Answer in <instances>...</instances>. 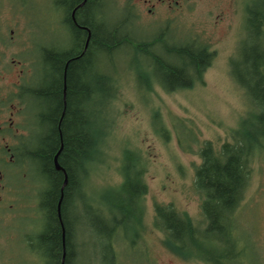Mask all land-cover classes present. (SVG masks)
I'll list each match as a JSON object with an SVG mask.
<instances>
[{
  "label": "trees",
  "instance_id": "16d2710c",
  "mask_svg": "<svg viewBox=\"0 0 264 264\" xmlns=\"http://www.w3.org/2000/svg\"><path fill=\"white\" fill-rule=\"evenodd\" d=\"M96 3L97 0H88L78 11L92 30L88 43L87 32L76 31L72 46L75 51L43 52L48 82L40 89L41 99L37 101L45 112L44 127L30 151L41 183L34 211L41 224L36 228L37 234H29L25 240L41 264H61L64 252V264H83L84 242L94 244L97 240L101 247L90 252L88 264H121L119 252L128 232L135 231L133 242L137 243L136 238L144 230L141 200L148 186L144 177L146 168L137 153L129 149L125 152V163L120 169L123 182L109 192L108 202L103 199L105 205L99 198L92 200L84 191V180L92 164L102 158L100 141L103 143L107 135L99 131L92 134V116H104L107 127L108 108L113 106L119 92L115 75L105 68L106 60H111L116 52L125 54L129 50L145 55L149 59L147 66L153 67L148 89L157 82L171 92L192 88L202 80L215 56L209 43L198 37L172 40L168 25L150 37L138 35L140 30L130 25V12L109 23L105 11L103 21L97 22ZM69 11L68 7L66 17ZM248 15L244 38L230 59V68L233 79L245 90L251 103L231 141L220 146L206 141L199 150L201 164H194L193 187L201 196L202 219L197 222L172 203H154L153 220L164 234V247L183 259L208 264L248 262V257L239 262L241 253L233 235L242 236L237 216L252 186L255 157L259 158L264 149V0H250ZM55 156L60 169L53 166ZM90 235L86 241L82 240Z\"/></svg>",
  "mask_w": 264,
  "mask_h": 264
},
{
  "label": "rangeland",
  "instance_id": "374dc122",
  "mask_svg": "<svg viewBox=\"0 0 264 264\" xmlns=\"http://www.w3.org/2000/svg\"><path fill=\"white\" fill-rule=\"evenodd\" d=\"M245 1L250 2L234 0L231 6V0H228V6L227 2L220 0H198L176 16H162L165 22L162 18L146 16L141 8L140 17L131 15L130 25L132 29L140 30L138 35L150 37L168 25V34L174 36L170 35L171 39L183 41L188 37H198L209 43L213 51L216 50L202 80L192 88L167 92L153 82L149 90L147 82L153 67L147 66V56L131 50L125 54L116 52L111 60L105 62L107 72L113 73L117 79L119 92L113 106L108 108L107 127L104 116H92V134L99 131L101 134L107 132V135L99 144L102 160L92 164L90 174L84 180V191L92 200L98 201L99 198L105 205L103 199L108 202L109 192L119 188L123 182L120 169L128 149L141 157L148 186V192L141 200L144 230L136 238L137 243L133 242L135 231L128 232L119 252L121 264H208L197 259L180 258L164 247V234L155 227L153 220L154 203H172L182 214L187 213L197 222L202 219L201 196L193 187L194 164H201L199 150L206 141L217 146L231 141L233 131L240 127L251 103L245 90L233 79L230 68V59L236 54L246 32L241 17ZM108 2L105 0L107 8L103 6V11H106L109 23L119 21L129 12L123 0H115L112 5ZM14 3H27V14L35 24L36 41L43 40L46 46H50L65 36L62 28L54 27V14L50 18L43 14L52 12L48 0H0V17L5 16L4 12L7 20L23 17ZM223 8L228 15L222 18L219 14ZM24 20L21 21L23 26L27 25V19ZM31 48L32 41L25 39L20 55L28 58ZM38 54L43 58L41 51ZM29 109L34 110V105ZM30 120L35 122L34 113H30ZM253 168L252 186L237 216V228L250 242V247L264 255V149L259 158L255 157ZM10 203L13 206L6 207L0 218V264H41L25 242L29 234H37L36 228L41 224L38 216L32 223L34 216L31 215L35 213L33 199L23 196ZM122 234L123 231L121 237ZM118 236L120 238L119 233ZM94 247L100 248L101 243L98 240L94 244L84 242L83 264H88ZM254 257L260 258L261 255Z\"/></svg>",
  "mask_w": 264,
  "mask_h": 264
},
{
  "label": "flooded vegetation",
  "instance_id": "af4514ba",
  "mask_svg": "<svg viewBox=\"0 0 264 264\" xmlns=\"http://www.w3.org/2000/svg\"><path fill=\"white\" fill-rule=\"evenodd\" d=\"M106 1H110L111 5L116 3L115 0ZM123 1V5L126 6L131 15L140 17L139 8H141L146 16H154V18L159 19L164 15L168 17L176 16L182 10L191 7L196 1L198 2V0ZM220 1L227 2L229 6L228 0ZM233 1L231 0V6ZM104 2L105 0H97L96 8L98 10L95 12L97 22L98 20L99 22L103 21V14L105 13L103 6H105V9L107 8V4L105 5ZM48 3L52 12L43 14L49 15V18L51 14H54V20H52L54 27L62 28L65 32V36L62 39L52 42L50 46H46L47 44L43 40H35V24L27 14V3L24 5L14 3L17 6V10L27 19V25H21V21L25 22L23 17H18V20L17 17H14L13 20H7L6 12H4L5 16L0 17V218L6 212L5 209L13 206L10 201L13 199L17 200L19 197L28 196L33 199L32 205L35 210L38 206L36 197H38L41 183L35 168V160L30 157V151L39 140V135L44 127L42 118L45 112L37 100L41 99L39 95L40 89H43L48 82L45 78L47 73L45 58L44 56L41 58L38 52L41 51L43 53L45 49L52 51L54 54L64 50L73 52L75 51L72 46L74 44L73 40L77 36L76 31L80 32V34L87 32V38L91 36L92 32L91 28L85 25L86 21L78 15L79 9L84 4L86 5L88 0H76L75 2L70 0V3L69 0H48ZM243 6L241 17L245 30V25L247 24L245 13L248 20L250 2L245 1ZM68 7L71 11H69V17H66ZM59 15L61 18L58 19ZM227 15V11L223 8L219 17L223 18ZM163 21L165 22L166 19ZM239 27H237V31ZM25 39L32 41V48L28 51V58L22 57L19 53ZM89 40L87 39L86 42L88 43ZM9 51L10 54H8ZM65 88V78L63 77L64 95ZM63 101L66 104L65 96ZM30 105H34V110L32 109L31 111L29 109ZM30 113L35 114L34 123H31ZM59 133L62 138L60 127ZM53 166L57 168L56 156L53 159ZM64 176L65 178L67 177L65 170ZM31 216L33 217L34 214ZM233 239L236 240L235 244L241 253L238 257L240 259L239 262L246 261L245 257H248V262L242 264H264L263 252L262 254L261 252L257 253L252 248H249L250 242H247L243 235L236 237L233 235ZM243 245H247L248 248L242 249ZM257 254H260L261 257L251 258L249 256H257Z\"/></svg>",
  "mask_w": 264,
  "mask_h": 264
},
{
  "label": "water",
  "instance_id": "95a60500",
  "mask_svg": "<svg viewBox=\"0 0 264 264\" xmlns=\"http://www.w3.org/2000/svg\"><path fill=\"white\" fill-rule=\"evenodd\" d=\"M57 164V168L58 169H60L61 167H60V165L58 164V162L56 163ZM67 178V177H66ZM66 183V179H65V182H64V184ZM62 196H63V194H62ZM62 198V197H61ZM60 205H61V201L58 203V215H59V217L61 218V209H60ZM64 258H65V252H64V254H63V259H62V263L61 264H64Z\"/></svg>",
  "mask_w": 264,
  "mask_h": 264
},
{
  "label": "snow or ice",
  "instance_id": "6c2138e0",
  "mask_svg": "<svg viewBox=\"0 0 264 264\" xmlns=\"http://www.w3.org/2000/svg\"><path fill=\"white\" fill-rule=\"evenodd\" d=\"M86 39H90V37L86 38Z\"/></svg>",
  "mask_w": 264,
  "mask_h": 264
}]
</instances>
